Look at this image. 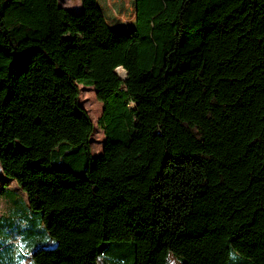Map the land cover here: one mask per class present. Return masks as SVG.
I'll use <instances>...</instances> for the list:
<instances>
[{
    "label": "trees",
    "instance_id": "obj_1",
    "mask_svg": "<svg viewBox=\"0 0 264 264\" xmlns=\"http://www.w3.org/2000/svg\"><path fill=\"white\" fill-rule=\"evenodd\" d=\"M81 2L0 0V264H264V0Z\"/></svg>",
    "mask_w": 264,
    "mask_h": 264
},
{
    "label": "rangeland",
    "instance_id": "obj_2",
    "mask_svg": "<svg viewBox=\"0 0 264 264\" xmlns=\"http://www.w3.org/2000/svg\"><path fill=\"white\" fill-rule=\"evenodd\" d=\"M104 2L106 3V2H108V0H99L98 1L100 7H101L100 3H102L103 9H104V10L103 9L102 10H103V13L106 17V21L108 22V25L112 29H114L116 31L129 32L135 27V25H136V0L134 1L135 19H133V21L129 25H126V23L123 22V20L120 18V14H117L116 12H114V9L112 7L109 9L106 8L104 5ZM60 4L62 6H64V4H67L69 6V8H67V9H69L70 11H73V12H80V11H82V8H83L81 0H60ZM119 71L124 73V70L122 68ZM79 86H80V102L88 110V112L90 113L91 118L95 124L94 131H93L92 136H91V147H92V152H93L94 156L96 157V156L101 154L105 140H106L104 129L98 123L100 117L102 116L103 103L98 99L97 94H96V90L93 86H85L83 84H80ZM3 187H8L10 189H14L17 192H19L20 194L27 196L20 189V187L17 185V182L15 179L6 176L2 172L1 165H0V188H3ZM7 210H8V203L0 195V214L6 213L8 215ZM20 221H21V223H25L27 225L33 224V226H35L37 228L34 232L37 233V231H39V233H38L39 237H41V234H43V232L41 231L42 225L39 221H37V220L36 221H31V220L29 221L27 219H20ZM28 232H29V230H25L24 232H20L19 234H18V232H15L17 237H18V241L21 240L22 235L24 236ZM0 235H3V234H0ZM33 235H34V233H32L30 236H33ZM22 244L24 245V243H22Z\"/></svg>",
    "mask_w": 264,
    "mask_h": 264
},
{
    "label": "water",
    "instance_id": "obj_3",
    "mask_svg": "<svg viewBox=\"0 0 264 264\" xmlns=\"http://www.w3.org/2000/svg\"><path fill=\"white\" fill-rule=\"evenodd\" d=\"M69 10V9H68ZM121 69V67H119L118 68V70H120ZM123 69V68H122ZM124 70V69H123ZM122 74H124V75H126V71L124 70V73L123 72H121Z\"/></svg>",
    "mask_w": 264,
    "mask_h": 264
},
{
    "label": "crops",
    "instance_id": "obj_4",
    "mask_svg": "<svg viewBox=\"0 0 264 264\" xmlns=\"http://www.w3.org/2000/svg\"><path fill=\"white\" fill-rule=\"evenodd\" d=\"M98 1H99V0H98ZM64 7H65V8H69V6H68L67 4H64Z\"/></svg>",
    "mask_w": 264,
    "mask_h": 264
}]
</instances>
